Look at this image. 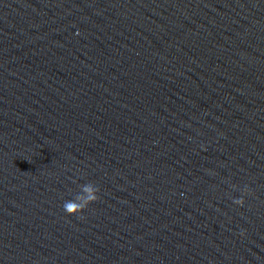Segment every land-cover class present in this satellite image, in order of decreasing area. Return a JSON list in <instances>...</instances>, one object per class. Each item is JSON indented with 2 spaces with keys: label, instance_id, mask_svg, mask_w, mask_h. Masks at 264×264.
Returning a JSON list of instances; mask_svg holds the SVG:
<instances>
[{
  "label": "water",
  "instance_id": "obj_1",
  "mask_svg": "<svg viewBox=\"0 0 264 264\" xmlns=\"http://www.w3.org/2000/svg\"><path fill=\"white\" fill-rule=\"evenodd\" d=\"M0 264H264L252 0H0Z\"/></svg>",
  "mask_w": 264,
  "mask_h": 264
},
{
  "label": "clouds",
  "instance_id": "obj_2",
  "mask_svg": "<svg viewBox=\"0 0 264 264\" xmlns=\"http://www.w3.org/2000/svg\"><path fill=\"white\" fill-rule=\"evenodd\" d=\"M88 199H91V196H89V197H87ZM85 202H87V201H85Z\"/></svg>",
  "mask_w": 264,
  "mask_h": 264
}]
</instances>
